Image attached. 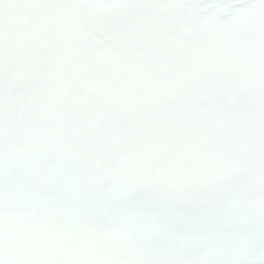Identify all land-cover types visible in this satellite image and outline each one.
Returning a JSON list of instances; mask_svg holds the SVG:
<instances>
[{
  "label": "snow or ice",
  "instance_id": "6c2138e0",
  "mask_svg": "<svg viewBox=\"0 0 264 264\" xmlns=\"http://www.w3.org/2000/svg\"><path fill=\"white\" fill-rule=\"evenodd\" d=\"M0 264H264V0H0Z\"/></svg>",
  "mask_w": 264,
  "mask_h": 264
}]
</instances>
